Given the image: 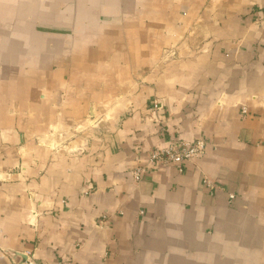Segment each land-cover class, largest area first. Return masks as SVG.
Returning a JSON list of instances; mask_svg holds the SVG:
<instances>
[{"label": "crops", "instance_id": "crops-1", "mask_svg": "<svg viewBox=\"0 0 264 264\" xmlns=\"http://www.w3.org/2000/svg\"><path fill=\"white\" fill-rule=\"evenodd\" d=\"M25 250L264 264V0H0V264Z\"/></svg>", "mask_w": 264, "mask_h": 264}, {"label": "built area", "instance_id": "built-area-1", "mask_svg": "<svg viewBox=\"0 0 264 264\" xmlns=\"http://www.w3.org/2000/svg\"><path fill=\"white\" fill-rule=\"evenodd\" d=\"M160 109V104L155 102L154 106L151 108V111L153 114H155ZM205 150L206 142L200 138L193 142H183L179 144L172 142L164 147H155L150 152L147 163L138 165V167L135 168L134 176L136 179H141L144 172L148 169V166L153 164L165 165L176 163L178 166H181L183 162L204 154ZM230 195L231 197H234V194ZM23 253L26 256L25 259L22 257V253L19 251L12 253L13 264H35V256L31 250H25Z\"/></svg>", "mask_w": 264, "mask_h": 264}, {"label": "water", "instance_id": "water-1", "mask_svg": "<svg viewBox=\"0 0 264 264\" xmlns=\"http://www.w3.org/2000/svg\"><path fill=\"white\" fill-rule=\"evenodd\" d=\"M22 255V254H21ZM23 256H24V254H23ZM24 258H25V256H24Z\"/></svg>", "mask_w": 264, "mask_h": 264}]
</instances>
